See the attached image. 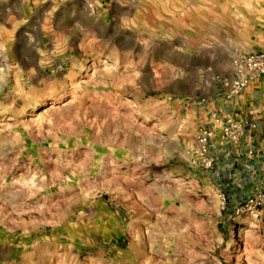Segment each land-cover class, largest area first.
I'll use <instances>...</instances> for the list:
<instances>
[{
	"label": "rangeland",
	"instance_id": "obj_1",
	"mask_svg": "<svg viewBox=\"0 0 264 264\" xmlns=\"http://www.w3.org/2000/svg\"><path fill=\"white\" fill-rule=\"evenodd\" d=\"M262 43L264 0H0V264H264L206 115Z\"/></svg>",
	"mask_w": 264,
	"mask_h": 264
},
{
	"label": "crops",
	"instance_id": "obj_2",
	"mask_svg": "<svg viewBox=\"0 0 264 264\" xmlns=\"http://www.w3.org/2000/svg\"><path fill=\"white\" fill-rule=\"evenodd\" d=\"M257 50L264 52V43ZM207 108L215 146L223 152L226 158L223 162H230L234 170L233 184L264 188V76L242 93L230 98L222 96ZM228 119L237 123L242 133L236 145L228 143L222 135ZM224 149L229 151L226 153Z\"/></svg>",
	"mask_w": 264,
	"mask_h": 264
},
{
	"label": "built area",
	"instance_id": "obj_3",
	"mask_svg": "<svg viewBox=\"0 0 264 264\" xmlns=\"http://www.w3.org/2000/svg\"><path fill=\"white\" fill-rule=\"evenodd\" d=\"M262 76H264V52H252L243 57L236 63L231 95L242 93ZM222 135L228 143L236 145L242 133L238 124L228 119L223 126Z\"/></svg>",
	"mask_w": 264,
	"mask_h": 264
},
{
	"label": "bare ground",
	"instance_id": "obj_4",
	"mask_svg": "<svg viewBox=\"0 0 264 264\" xmlns=\"http://www.w3.org/2000/svg\"><path fill=\"white\" fill-rule=\"evenodd\" d=\"M248 230H249V229H248ZM243 231H244V230H243ZM244 232H247V231H244ZM244 232H243V233H244Z\"/></svg>",
	"mask_w": 264,
	"mask_h": 264
}]
</instances>
